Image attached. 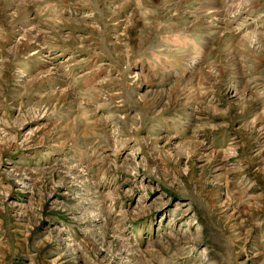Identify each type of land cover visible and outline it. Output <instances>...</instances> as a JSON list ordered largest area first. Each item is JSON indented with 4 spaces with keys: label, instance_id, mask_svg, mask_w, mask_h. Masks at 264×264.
<instances>
[{
    "label": "rangeland",
    "instance_id": "rangeland-1",
    "mask_svg": "<svg viewBox=\"0 0 264 264\" xmlns=\"http://www.w3.org/2000/svg\"><path fill=\"white\" fill-rule=\"evenodd\" d=\"M0 264H264V0H0Z\"/></svg>",
    "mask_w": 264,
    "mask_h": 264
},
{
    "label": "bare ground",
    "instance_id": "bare-ground-1",
    "mask_svg": "<svg viewBox=\"0 0 264 264\" xmlns=\"http://www.w3.org/2000/svg\"><path fill=\"white\" fill-rule=\"evenodd\" d=\"M55 72H56V71H55ZM48 75H53V73H52V74L50 73V74H48Z\"/></svg>",
    "mask_w": 264,
    "mask_h": 264
}]
</instances>
